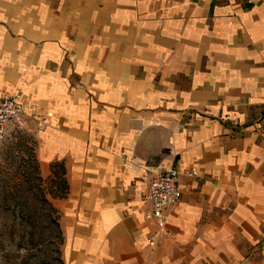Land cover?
Listing matches in <instances>:
<instances>
[{
    "label": "crops",
    "instance_id": "crops-1",
    "mask_svg": "<svg viewBox=\"0 0 264 264\" xmlns=\"http://www.w3.org/2000/svg\"><path fill=\"white\" fill-rule=\"evenodd\" d=\"M17 92L66 169L63 264H264V1L0 0ZM160 164L181 203L149 245Z\"/></svg>",
    "mask_w": 264,
    "mask_h": 264
},
{
    "label": "rangeland",
    "instance_id": "rangeland-1",
    "mask_svg": "<svg viewBox=\"0 0 264 264\" xmlns=\"http://www.w3.org/2000/svg\"><path fill=\"white\" fill-rule=\"evenodd\" d=\"M38 134L31 126L23 131L15 130L0 147V264H63V236L58 234L53 222L33 230L21 225L28 220L44 222L41 219L46 215L44 207H34L35 201H41L44 195L60 216V202L67 199L51 195L60 194V179L59 175L52 177V166L48 171L41 166ZM55 171L61 172L57 168ZM31 240L33 248L29 244Z\"/></svg>",
    "mask_w": 264,
    "mask_h": 264
},
{
    "label": "built area",
    "instance_id": "built-area-1",
    "mask_svg": "<svg viewBox=\"0 0 264 264\" xmlns=\"http://www.w3.org/2000/svg\"><path fill=\"white\" fill-rule=\"evenodd\" d=\"M247 2L253 4L254 0ZM32 123L35 124L34 130L37 133H42L48 126V120L39 116L37 106L28 103L21 92L0 94V147L9 140L13 131H23L30 128ZM179 180L180 173L173 166L160 164L152 173L146 195L150 209L145 217L154 223L158 230L149 236V245H155L161 236H172L171 231L167 229L166 212L181 203Z\"/></svg>",
    "mask_w": 264,
    "mask_h": 264
},
{
    "label": "trees",
    "instance_id": "trees-1",
    "mask_svg": "<svg viewBox=\"0 0 264 264\" xmlns=\"http://www.w3.org/2000/svg\"><path fill=\"white\" fill-rule=\"evenodd\" d=\"M51 166H52V177L57 178V175H59V179H60L59 184H58L59 189H60V194L52 193L51 195L53 196V198L65 199L67 198L69 194L70 188H69V184H68V180L66 176V169H65L64 163H54ZM56 168L59 169V171L61 172L55 171ZM38 206L44 207V211L46 212V215L43 218H41L44 222L37 224L36 222H32L28 220L27 222H25V225L22 223L21 225L25 226L24 228H31L33 230V229L41 228L43 225L47 223L53 222L56 225L58 234L61 236L62 231H61L60 222H59V219L61 217L60 212H58L57 209L52 204V202L49 199H47L46 195L43 196L41 201H38V200L35 201L34 207L36 208ZM53 214H56L57 216L55 219H53L52 217ZM31 236H33V234H31ZM31 242L32 240L30 241L29 244H32L30 245V247L33 248V246L35 245H33V242L32 243ZM41 246H43V244Z\"/></svg>",
    "mask_w": 264,
    "mask_h": 264
}]
</instances>
